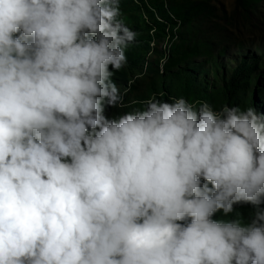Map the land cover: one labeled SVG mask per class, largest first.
I'll return each mask as SVG.
<instances>
[{"label":"clouds","instance_id":"9594fccd","mask_svg":"<svg viewBox=\"0 0 264 264\" xmlns=\"http://www.w3.org/2000/svg\"><path fill=\"white\" fill-rule=\"evenodd\" d=\"M120 3L0 0V264H264V114L152 96L106 116Z\"/></svg>","mask_w":264,"mask_h":264},{"label":"rangeland","instance_id":"374dc122","mask_svg":"<svg viewBox=\"0 0 264 264\" xmlns=\"http://www.w3.org/2000/svg\"><path fill=\"white\" fill-rule=\"evenodd\" d=\"M121 1L123 4L120 6L119 19L135 33V38L126 49L127 63L121 70L114 71L112 77L123 95L125 107L106 105L105 115L109 118L142 108L143 101L163 94L164 98L166 95L173 100L183 97L190 103L201 99L218 110L225 106L222 99L223 75L230 72L236 66L235 61L243 55H255L259 58L262 53L264 0H245L242 5H239L238 0H142L143 4L140 6L143 7L144 4L150 5L152 1L154 4L163 1L168 4V9L171 2L182 4L187 9L194 5L200 8L192 22H184L174 12L170 13L175 24L172 26L173 30L167 26L165 35L160 36H155L149 29L152 17L144 10L133 8L129 0ZM156 16L160 17L159 14L154 15ZM148 36L155 37L148 40ZM206 44L209 49H206ZM221 49H225L226 54L223 56H219ZM204 51L211 53L205 54ZM216 54L220 68L210 62L211 57ZM133 58H137L135 64L131 62ZM165 58V63L161 66V60ZM195 65L203 66L202 73L196 76L199 82L196 85H201L204 89L207 84L208 93L199 88L184 89L186 78L173 75L177 71H189ZM193 73L196 74L194 71ZM255 84L253 79L251 90ZM198 92L202 94L197 95ZM250 206L241 205L238 209H247ZM221 215L222 213H217L213 218L219 219Z\"/></svg>","mask_w":264,"mask_h":264},{"label":"trees","instance_id":"16d2710c","mask_svg":"<svg viewBox=\"0 0 264 264\" xmlns=\"http://www.w3.org/2000/svg\"><path fill=\"white\" fill-rule=\"evenodd\" d=\"M128 2L130 3V5H132L133 8L137 10H144L150 16V18H153L149 29L150 31H152V33H155V36L165 35L167 26L171 28V31L173 30L172 26L175 24L172 21L170 13L174 12L177 17H179L180 19H184V22H192L194 20V17H196L195 15H197V13H199L198 11L200 10L198 5H194L191 8L187 9L182 4H176L173 2L170 3L169 9L167 7L168 4L164 3L163 1L159 2L158 4H154V1H152L150 5L144 4V7L140 6L141 4H143L142 0H129ZM238 3L239 5L245 4V0H238ZM122 4L123 2L121 1L120 6ZM156 14H159L160 17H154V15ZM136 28L139 29V26H136ZM155 36H148L147 39L152 40ZM206 47V49H209L208 44H206ZM261 49L262 53L260 54L259 58L255 55L249 56V54H245L240 59H237L235 61L236 66L230 72H227L223 75L221 79L223 85L222 99L225 102V105L229 107L239 106L241 108L253 107L257 110L258 113L264 114V47H262ZM195 53H197V51ZM204 53L210 54L211 52L204 51ZM225 54V49H221L219 51V56H223ZM131 62L132 64H135L137 62V58H133ZM210 62L215 67L220 68L217 54L216 56L211 57ZM193 71L196 72V74H194ZM202 71V65H195L189 71L186 70L183 71V73L177 71L173 73V75L175 74L177 76H184L183 78H186L184 80V89L199 88L203 92L208 93L207 84L204 85V89H202L201 85H196V83H199L196 76L202 73ZM253 79L255 80L256 84L254 89L251 90ZM193 85L196 86L194 87ZM200 94H202V92L197 93V95ZM156 98L166 102L173 101L172 97L169 95H166V97L164 98V94ZM199 102L204 101L199 99ZM116 111L118 110L116 109ZM240 206L241 205L237 207V210L243 217H248L250 212L253 210L252 206L247 209H238L240 208ZM262 207H264V205H262Z\"/></svg>","mask_w":264,"mask_h":264}]
</instances>
